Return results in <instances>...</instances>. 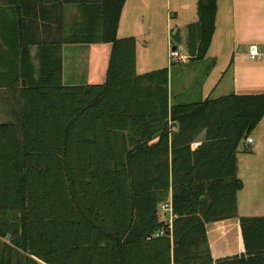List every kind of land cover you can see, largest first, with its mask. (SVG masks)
<instances>
[{"label": "trees", "instance_id": "obj_1", "mask_svg": "<svg viewBox=\"0 0 264 264\" xmlns=\"http://www.w3.org/2000/svg\"><path fill=\"white\" fill-rule=\"evenodd\" d=\"M196 3L186 53L202 60L216 0ZM123 4L0 0V29L17 32L21 53L60 42L65 5L80 13L71 43L110 44L102 82L64 85L41 71L20 89L18 118L0 123V264H264V216L239 217L242 252L214 262L204 229L237 215L236 154L264 118V94L170 103L168 67L137 73L136 39L116 36ZM169 191L172 228L148 238ZM199 234L202 258L190 249Z\"/></svg>", "mask_w": 264, "mask_h": 264}, {"label": "crops", "instance_id": "obj_2", "mask_svg": "<svg viewBox=\"0 0 264 264\" xmlns=\"http://www.w3.org/2000/svg\"><path fill=\"white\" fill-rule=\"evenodd\" d=\"M173 1L180 43L186 36L183 23L187 25L188 21L193 23L198 20L197 11H194L196 0ZM170 4L171 0H165L164 7L156 0H124L116 30L117 38L132 36L136 39L137 47H146V40H149L160 20L165 26L169 25L172 11L165 10ZM71 7L77 10V15L68 14L67 10ZM5 16L3 13L0 15L2 18ZM180 16L189 18L184 21L179 19ZM77 18H80L77 7L65 5L60 42L30 45L24 53H21L22 47L18 46L17 32L14 35L0 29V104L8 103L7 100L13 99L12 93H16L14 96L18 97L21 109L20 89L31 80H39L41 71H47L49 77L58 76L60 84L64 85L92 84L104 80L110 44L71 43L73 22ZM0 26L3 27L2 23ZM36 33L47 39L60 34L55 29L51 32L37 30ZM11 36H15V49L9 46ZM250 44L258 46L259 58H248ZM137 52L135 69L136 59L140 56ZM204 58L214 60L212 72L215 73L207 83L198 82L193 74L184 75L179 91L186 97L184 100L227 94H264V0H216L214 30ZM187 60L196 59L188 57ZM2 117L5 114L0 112V123L12 122ZM263 124L264 118L256 129ZM236 158V177L242 183L236 192L237 215L208 222L204 228L208 253L213 262L242 252L239 217L264 216V138L259 136L251 142L242 140Z\"/></svg>", "mask_w": 264, "mask_h": 264}, {"label": "rangeland", "instance_id": "obj_3", "mask_svg": "<svg viewBox=\"0 0 264 264\" xmlns=\"http://www.w3.org/2000/svg\"><path fill=\"white\" fill-rule=\"evenodd\" d=\"M197 1V0H196ZM156 2H160L162 7H164L165 0H156ZM174 1L171 0L170 6L165 11H172V15L169 19V25L172 33L174 34L177 30V20H176V14L174 13L175 5ZM164 11V8H163ZM162 11V12H163ZM194 11H197V3H195ZM68 14L73 15L76 14L77 10L74 8H68L67 10ZM196 14V13H194ZM77 15V14H76ZM189 16V15H188ZM186 21L187 18L185 16H180L179 19ZM70 19V16H69ZM192 21H188V24H191ZM185 25V23H183ZM176 25V26H175ZM168 26H165V23L163 21H159L157 23V27L155 30H152V33L150 35L149 40H146V47L144 46H136V51L138 50V54H140L139 57L136 59V71L137 72H146L153 69L161 68V67H168L169 69V100L170 103H177L184 100V97L179 91L181 90V81L186 74H193L194 78L201 83H207L211 80L213 71V65L214 60L204 58L202 60L196 59V60H187L184 59L181 62L177 60L176 57L170 56V50L173 45L176 46V50L180 55H187V43H188V35L187 32H185L184 36L185 38L179 42L174 40L172 36H170L171 31L170 28L168 29ZM175 26V27H174ZM145 38V37H143ZM142 38V39H143ZM188 56V55H187ZM188 61V62H185ZM13 94L12 100H7L8 103H2L0 104V112L5 114V117H2V119L11 121L15 120L14 118L17 116V114L20 112V102L18 100L16 93ZM264 138V124L254 131H252L249 135L254 140H257V137ZM242 147L244 146L243 143H241ZM171 196V191H169L168 197ZM193 247V248H192ZM190 249L197 251V258L205 257V246H204V240L202 239L201 234H199L193 241H191ZM190 250V251H191Z\"/></svg>", "mask_w": 264, "mask_h": 264}, {"label": "built area", "instance_id": "obj_4", "mask_svg": "<svg viewBox=\"0 0 264 264\" xmlns=\"http://www.w3.org/2000/svg\"><path fill=\"white\" fill-rule=\"evenodd\" d=\"M170 56L176 57L178 61H182L184 59H188L187 55H180L177 50H170ZM247 56L249 59H257L260 57L259 48L255 44H250L248 46ZM247 142H251L252 139L250 137L246 138ZM158 219L162 223V226L154 231L148 238L152 237H160L165 235L167 228L170 230L172 228L173 219L176 217L175 212L173 211L171 196H169L165 201L159 203L157 207Z\"/></svg>", "mask_w": 264, "mask_h": 264}, {"label": "water", "instance_id": "obj_5", "mask_svg": "<svg viewBox=\"0 0 264 264\" xmlns=\"http://www.w3.org/2000/svg\"><path fill=\"white\" fill-rule=\"evenodd\" d=\"M171 50H172V51H175V50H176V46H175V45L172 46V47H171Z\"/></svg>", "mask_w": 264, "mask_h": 264}]
</instances>
